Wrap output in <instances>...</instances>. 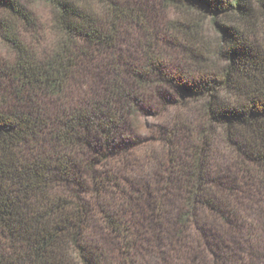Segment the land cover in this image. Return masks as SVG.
Returning <instances> with one entry per match:
<instances>
[{
  "label": "trees",
  "instance_id": "trees-1",
  "mask_svg": "<svg viewBox=\"0 0 264 264\" xmlns=\"http://www.w3.org/2000/svg\"><path fill=\"white\" fill-rule=\"evenodd\" d=\"M49 1L56 39L44 53L3 29L0 264H247L235 190L264 193V0ZM160 10L164 32H148L139 52L124 47ZM151 91L196 117L162 128L168 151L140 181L113 160L126 158L139 111L160 104ZM217 138L236 156L235 182L212 167ZM204 208L237 245L217 234V258L205 230L193 243ZM96 209L114 243L91 238Z\"/></svg>",
  "mask_w": 264,
  "mask_h": 264
},
{
  "label": "rangeland",
  "instance_id": "rangeland-1",
  "mask_svg": "<svg viewBox=\"0 0 264 264\" xmlns=\"http://www.w3.org/2000/svg\"><path fill=\"white\" fill-rule=\"evenodd\" d=\"M146 1L151 5L155 2L153 0ZM11 2L20 7L24 17L19 14L20 17L18 18V14L10 11L7 3ZM55 12L54 6L49 0H0V60L10 59L12 56V45L4 37V28L15 33L30 49L37 53L42 54L50 48L56 39ZM150 19L149 31L146 30V27H142L140 32L136 33L128 31L129 34L125 35L124 47L130 45L136 52H139L140 46L138 44L148 37V32H164L163 20L165 16L161 10L154 14L151 13ZM205 29L208 36L216 38V30L210 20L206 22ZM165 45L167 42L161 43L160 47L163 49L168 47L167 50L170 51L171 47ZM155 87L151 89H155ZM155 90L158 92V89ZM148 97L150 100L151 98L159 99L160 104L156 108L152 107L149 110L139 111L135 117L136 134L134 142L126 150V158L117 157L113 160L115 168L121 169L130 179L135 178L140 181L142 177L150 179L149 176L153 174L154 168L160 164L161 158L168 151V136L162 134V128L174 124V121L179 122V119L184 122L183 125L190 124L196 117L191 106L190 108L173 107L164 99H160L159 93L157 94L155 91H151ZM179 140L181 141L176 147L184 150L186 144L179 137L175 141L178 142ZM232 151V148L222 138H217L214 141L212 167L216 171L217 177L221 173L232 175L228 179L230 183L235 182V174L238 171L236 156ZM143 183L146 185V181ZM247 184V182L240 183L235 190L238 194L236 199H238L243 220L246 223L244 232L238 234V240L242 241L244 246L236 248L240 250L241 256L246 257L247 264H264V193L256 185ZM100 214V211L96 209V215L90 227V236L98 243L105 244L108 241L110 244L114 241V236L105 226ZM199 216L200 223L195 226L192 235L194 245L199 247L205 243L203 236V230H205L206 239H210L214 244L212 250L208 252L211 258H217V253L220 252L216 242H214L215 237L219 236L217 234H225L227 246H237L231 238L233 234L227 233V223H224V220L220 219L214 211L204 208L200 210ZM214 252H216V256Z\"/></svg>",
  "mask_w": 264,
  "mask_h": 264
}]
</instances>
